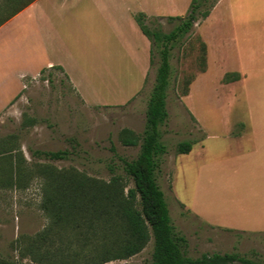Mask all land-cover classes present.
Here are the masks:
<instances>
[{"label": "rangeland", "instance_id": "1", "mask_svg": "<svg viewBox=\"0 0 264 264\" xmlns=\"http://www.w3.org/2000/svg\"><path fill=\"white\" fill-rule=\"evenodd\" d=\"M191 2L80 0L65 10L59 5L58 12L53 13V22L42 23L43 39L52 46L53 59L65 63L84 89L102 92L119 84L122 86L119 95H124L122 99L88 103L68 74L55 67L44 69L34 77H25L21 92L0 109V257L29 264L27 258L22 259V247L51 225L41 209L40 171L44 166L74 169L105 181L115 173L127 180V189L133 188L124 171V161L136 159L140 146L124 145L120 134L124 129L139 136L143 134L159 55L155 49L151 53V41L146 37L150 42L147 72L141 84L129 92L132 81L137 83L140 78L141 63L137 60L136 66L133 61L135 57L142 59L144 51L133 52V45L140 46L141 39L130 29L128 13L139 11L142 5L162 10L140 11L131 16L138 29L136 15L143 13L151 29L169 33L178 24L170 18L185 16ZM2 6L3 0H0ZM210 15L198 19L191 32L171 51L169 116L160 127L161 142L167 152L159 158L157 181L168 203L175 232L186 238L184 250L189 257L237 252L264 263V232L213 228L198 214L192 211L194 216L190 212L196 181L206 180L211 172L217 174L227 191L246 198L252 205L259 203L260 198L264 201V185L260 183L264 177L257 179L250 166L239 164L232 157L250 148L253 136L246 126H232V121L246 118L248 101L259 107L254 108L255 112L264 113V60L243 61L247 65V79L241 85L233 82L235 86L225 88L224 84H228L224 81L225 75L232 73L226 71L236 69L243 56L239 45H227L228 52H222L220 26H215L219 13L209 24ZM33 25L22 18L7 25L0 36L27 40L36 35L29 32ZM261 31L264 35V29ZM203 42L209 49L207 72H202L200 62ZM35 45L24 41L22 53L29 55ZM186 89L187 95H184ZM8 96L9 92L0 93V104H5ZM184 141L194 143L189 154L178 153L177 147ZM54 151H67L68 156L53 160L39 153ZM207 164L212 165L203 169ZM59 231L60 234L54 231L52 234L56 245L78 246L72 237L76 234L73 228L64 227ZM153 248V239H150L137 255L105 264H148Z\"/></svg>", "mask_w": 264, "mask_h": 264}, {"label": "trees", "instance_id": "2", "mask_svg": "<svg viewBox=\"0 0 264 264\" xmlns=\"http://www.w3.org/2000/svg\"><path fill=\"white\" fill-rule=\"evenodd\" d=\"M34 1L3 0L0 27ZM219 1L192 0L185 16L170 18L178 24L169 33L151 29L146 24L145 14L136 15L140 30L151 41V53L153 49L158 51L159 62L147 104L143 134L139 136L129 129L122 130L120 134L124 145L140 146L136 159L124 161V171L133 188L127 189V180L115 173L105 181L74 169L44 166L40 171L43 180L41 209L49 217L51 225L22 247V259L27 258L29 264H105L137 255L153 239L152 259L148 264H264L237 252L189 257L184 250L186 238L175 232L168 203L157 181L159 158L167 152V147L161 142L160 127L169 116L167 98L172 75L171 51L191 32L198 19L209 17ZM200 62L202 72H205V42L202 43ZM238 80L240 74L237 72L227 73L224 78L228 83ZM187 84H191V80ZM184 95H187V89ZM193 145L191 141L181 142L177 147L178 153L189 154ZM39 153L53 160L68 156L67 151ZM64 227L76 231L72 236L78 245L76 248L56 245L53 231L60 234V228ZM0 264L22 262L0 257Z\"/></svg>", "mask_w": 264, "mask_h": 264}, {"label": "crops", "instance_id": "3", "mask_svg": "<svg viewBox=\"0 0 264 264\" xmlns=\"http://www.w3.org/2000/svg\"><path fill=\"white\" fill-rule=\"evenodd\" d=\"M77 1L80 0H36L0 27L1 33L10 23L25 18L34 23V27L29 30L30 34H36L33 37L34 39L32 37L27 39L29 43L34 42L36 44L34 48L31 47L32 50L29 55L22 53L24 47L22 43L27 41L26 39L0 36V93L9 92L7 100L4 101L5 104H0V109L11 103L21 92L25 77H34L44 69L50 70L55 67H60L68 74L73 85L88 103L122 99L124 94L119 95L122 92V86L119 84L109 91L95 92L92 89H84L79 79L71 73L65 63L53 59L51 55L53 48L49 46V42L43 39L42 23L53 22V13L58 12L56 10H59V5L65 10L64 8ZM140 11L150 13L152 11L161 12L162 10H155L142 5L137 12ZM137 12L129 11L128 13L130 29L137 38L141 39L140 43L143 45L140 44L139 46L138 44L135 46L134 44L133 52L144 51V55L142 59L135 57V61H133L136 66L139 64L138 61L141 63L138 71L140 78L137 83L132 81L133 85H131L132 88L129 92L141 84L145 72H147L149 61L150 42L144 34L143 36L140 34V29L137 28L131 16V14ZM218 13L219 21L216 22L215 26H220L219 36L222 39V52H228V49L225 48L227 45H239L238 49L241 56H243L236 69L226 71L239 73L240 80L234 82H237L236 85H241L248 76L245 73L248 72L247 65L243 61L264 60V35L261 31L264 29V0H220L210 15L209 24ZM67 16H70V14H67ZM208 50L207 46V61ZM248 65L253 66V64ZM230 86H235V83L224 84L227 89ZM254 108L259 109L256 103L252 104L248 101L246 118L239 117L237 121H232V126L242 124L251 130V135H253L252 146L232 157L237 158L239 164L250 166L248 168H252L256 178H262L264 177V113L255 112ZM240 138L241 140L245 139V134L242 133ZM211 165L207 164L203 169ZM260 183L264 185V181L260 180ZM262 195L264 196V194ZM245 199L238 197V194L232 191H227V187H224L223 182H219L217 174L211 172L206 180L196 181L190 203V212L193 211L198 214L208 226L213 228L238 232H264V201L260 198L259 203L254 206L252 202ZM193 215L195 216V214Z\"/></svg>", "mask_w": 264, "mask_h": 264}]
</instances>
